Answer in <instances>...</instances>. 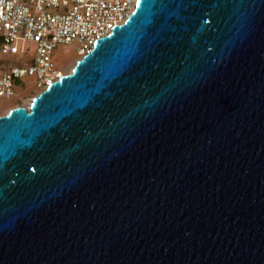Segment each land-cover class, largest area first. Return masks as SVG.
<instances>
[{"label":"water","instance_id":"water-1","mask_svg":"<svg viewBox=\"0 0 264 264\" xmlns=\"http://www.w3.org/2000/svg\"><path fill=\"white\" fill-rule=\"evenodd\" d=\"M0 264H264V0H137L0 115Z\"/></svg>","mask_w":264,"mask_h":264},{"label":"built area","instance_id":"built-area-1","mask_svg":"<svg viewBox=\"0 0 264 264\" xmlns=\"http://www.w3.org/2000/svg\"><path fill=\"white\" fill-rule=\"evenodd\" d=\"M136 1L0 0V53L30 55L26 65L0 69V99L11 98L23 77L40 90L58 80L64 73L54 58L57 45L76 43L82 57L128 18Z\"/></svg>","mask_w":264,"mask_h":264},{"label":"rangeland","instance_id":"rangeland-1","mask_svg":"<svg viewBox=\"0 0 264 264\" xmlns=\"http://www.w3.org/2000/svg\"><path fill=\"white\" fill-rule=\"evenodd\" d=\"M26 46L31 49L34 45L30 42ZM76 43L59 44L54 49V58L57 66L62 73H69L78 59L81 58L76 53ZM30 55L18 53L17 55H4L0 53V69H8L11 66L26 65ZM34 79L30 77H23L20 83L14 88V95L9 99H0V115L7 113V111L16 106L28 108L30 100L35 97L40 91L34 85Z\"/></svg>","mask_w":264,"mask_h":264},{"label":"bare ground","instance_id":"bare-ground-1","mask_svg":"<svg viewBox=\"0 0 264 264\" xmlns=\"http://www.w3.org/2000/svg\"><path fill=\"white\" fill-rule=\"evenodd\" d=\"M33 98V97H32ZM31 101H32V99L30 100V103H31ZM30 103H29V106H30ZM29 106H28V108H29Z\"/></svg>","mask_w":264,"mask_h":264}]
</instances>
